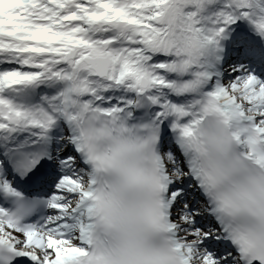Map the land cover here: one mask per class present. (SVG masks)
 <instances>
[{"label":"snow or ice","instance_id":"snow-or-ice-1","mask_svg":"<svg viewBox=\"0 0 264 264\" xmlns=\"http://www.w3.org/2000/svg\"><path fill=\"white\" fill-rule=\"evenodd\" d=\"M0 264H264V0H0Z\"/></svg>","mask_w":264,"mask_h":264}]
</instances>
